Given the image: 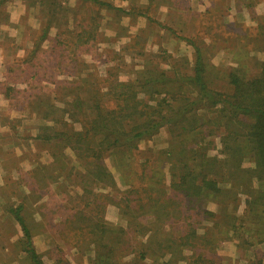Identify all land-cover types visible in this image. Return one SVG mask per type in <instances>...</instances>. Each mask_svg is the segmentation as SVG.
Listing matches in <instances>:
<instances>
[{
	"label": "rangeland",
	"instance_id": "obj_1",
	"mask_svg": "<svg viewBox=\"0 0 264 264\" xmlns=\"http://www.w3.org/2000/svg\"><path fill=\"white\" fill-rule=\"evenodd\" d=\"M95 1L0 0V264H29L12 213L19 207L44 264H93L99 235L89 224L108 228L105 244L120 233L115 264H264V241L227 226L243 218L245 195L235 192L241 201L227 208L233 194L183 198L169 188L175 161L167 153L189 150L185 137L163 126L100 161L67 145L73 128L93 120L94 100L114 105L108 90L120 82L161 74L171 79L158 90L178 99L196 49L207 85L230 94L228 73L253 76L264 60V0ZM210 129L201 145L223 157L222 131ZM97 164L113 187L98 179ZM192 230L196 245L183 242Z\"/></svg>",
	"mask_w": 264,
	"mask_h": 264
},
{
	"label": "trees",
	"instance_id": "obj_2",
	"mask_svg": "<svg viewBox=\"0 0 264 264\" xmlns=\"http://www.w3.org/2000/svg\"><path fill=\"white\" fill-rule=\"evenodd\" d=\"M186 41L192 42L188 38ZM195 52L192 74L178 78L180 85L174 91L178 93V99L172 96L169 98L172 101L170 103L165 98V93L173 91L158 90L157 84L165 86L171 79L161 74L152 77L149 72V76L138 84L120 82L108 90L114 99V105L103 109L99 99L94 100L92 109L96 114L93 120L84 123L82 130L74 131L73 128L67 145L71 149L78 146V154L82 153L79 155L83 158L100 161L104 154L112 151L135 150L140 140L155 135L165 126L171 134L176 136L178 133V136L185 137L188 145L190 144L187 151L184 148L167 153L172 154L169 160L175 161V169L170 172L169 182L172 192H178L183 198L196 199L226 194L231 197L233 194L234 198L227 208L233 207L234 201L240 202L236 194L242 193L246 196L243 198V218L236 220L234 217L227 221V226L230 225L232 234L240 228L253 243L263 242L264 60L260 63L258 72L250 77H245L237 69L231 70L228 80L232 92L224 94L207 85L201 54L198 49ZM184 84L187 86L184 87ZM154 93L159 94L157 98H154ZM143 94L148 98L139 97ZM201 110L207 114L213 113L214 116L207 119L199 117L198 112ZM212 126L222 131L219 138L222 148L219 151L223 157L218 154L209 155L205 145H201L202 138L212 133L209 130ZM37 138L51 140L53 137L41 135ZM246 159L251 160L252 167L243 166ZM97 167L98 179L106 187H113L111 174L98 164ZM254 182H259L262 188L255 187ZM130 203L126 200L120 207L123 214L133 212ZM19 210L20 207L12 213L22 229V251L29 264H44L32 246L29 230L19 215ZM87 227H92L89 231L99 235L94 239L96 252L93 264H115L112 254L123 242L120 233L115 235L110 245L104 243L108 228H97L91 224ZM194 232L192 230L183 235V242L196 245L194 241L190 242L196 236Z\"/></svg>",
	"mask_w": 264,
	"mask_h": 264
},
{
	"label": "clouds",
	"instance_id": "obj_3",
	"mask_svg": "<svg viewBox=\"0 0 264 264\" xmlns=\"http://www.w3.org/2000/svg\"><path fill=\"white\" fill-rule=\"evenodd\" d=\"M12 18L15 20V18H16V17H15V15H13V17H12Z\"/></svg>",
	"mask_w": 264,
	"mask_h": 264
}]
</instances>
